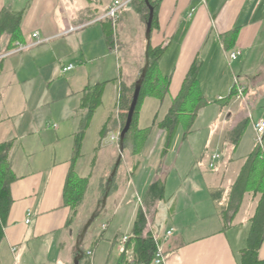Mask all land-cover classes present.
I'll return each instance as SVG.
<instances>
[{
	"label": "crops",
	"instance_id": "obj_1",
	"mask_svg": "<svg viewBox=\"0 0 264 264\" xmlns=\"http://www.w3.org/2000/svg\"><path fill=\"white\" fill-rule=\"evenodd\" d=\"M111 2L112 0H0V14L5 8L13 12H25L21 39L12 43L8 34L3 35L0 42L1 55L14 51L18 46L32 45L37 40L33 38L36 33L43 41L0 61V145L15 141L11 158L13 171L19 178L12 185L14 204L5 228V239L0 247V264H28V261H44L45 264L74 262L80 226H67L71 211L64 202V188L72 163L75 136L80 132L82 121L88 113L87 108H81L82 98L88 88L107 83L102 105L86 131L84 151L88 140H91L90 131L97 113L106 106L107 91L114 88V100L107 105L108 110L102 117L96 142L98 148L95 150L116 147L109 136L117 134L121 129L118 112L115 110L119 88L122 83L127 87L134 83L129 72L132 68L128 63H134L132 66L140 63L142 51H145V58L147 49L146 26L136 9H132L130 13L126 10L122 13L118 31L114 34L116 41L119 37L120 46L117 50L109 48L104 25L109 26L110 22L94 21L107 11ZM132 19L136 23L133 31L130 27ZM157 23L152 31L151 46L168 45L161 65L169 58L176 66L169 94L172 101L197 58L203 61L204 66L216 65L218 69V65L224 66L226 62L229 65L237 64L244 55L243 63H238L240 66L237 64V68H243L248 85L256 87L259 83H264V0H162ZM70 28L80 29L68 32ZM236 28H239L236 43L230 51H226L220 37ZM231 53H238L236 60L231 61ZM114 54L117 57L122 54V59L116 62ZM69 65H74L75 68L63 73L62 70ZM214 81L216 82L215 79ZM58 82L61 84L57 87ZM57 100L62 102L58 114L55 110ZM210 105L211 103L208 106ZM44 110L46 111L40 121ZM111 115L110 132L102 140L100 132ZM51 117L58 119L62 126L54 124ZM252 118L249 111L228 129L226 141L234 153L235 148L229 140L231 132L245 121L254 123ZM138 129L142 130L139 125ZM164 149L165 144L163 151ZM163 151L158 154L159 159L152 163L149 176L135 180L140 161L130 148V157L119 169L113 190L115 200H120L119 207L133 187L136 194L135 207L138 206L134 213L137 215L149 186L161 179L165 183L166 197L148 217L147 231L162 240L167 231L174 230L171 238L162 243L165 264H240L238 255L247 246L250 219L255 214L258 199L247 195L232 226L225 229L209 190L220 187L228 190L247 157L225 160L224 152L221 151L219 166L222 167L225 163L227 167L216 176L205 171V188L191 185L183 179L184 176H180L178 181H172L173 186L179 184V190L173 192L170 190L169 173L178 162L176 159L165 170ZM112 153L114 156L118 154ZM112 153L110 152L109 168L116 160ZM213 153L219 152L215 150L208 154V167ZM99 158L95 154L91 165L96 159L97 167ZM237 161L242 164L231 179L230 167ZM134 167H137L135 173ZM76 172L78 174V170ZM84 173L86 175L78 174L79 177L87 178L88 173ZM94 175L93 168L88 175L91 176L90 183L95 180ZM102 179L101 174L97 182L98 189ZM159 217L164 219V225L157 223ZM28 219L30 223L27 224ZM96 240L91 245L85 244V250H92ZM98 245L94 248L93 264L98 255ZM14 247L17 249L15 253ZM119 253L120 257L121 244ZM128 257H132V252L128 253ZM260 257L264 259V244Z\"/></svg>",
	"mask_w": 264,
	"mask_h": 264
},
{
	"label": "trees",
	"instance_id": "obj_2",
	"mask_svg": "<svg viewBox=\"0 0 264 264\" xmlns=\"http://www.w3.org/2000/svg\"><path fill=\"white\" fill-rule=\"evenodd\" d=\"M137 1L139 0H134L131 5L135 4ZM140 1L143 2L145 10L148 12V14L143 16L144 19L142 17L143 23L146 26L150 11L146 1ZM161 2L162 0H149L150 5L155 10L153 30L158 24V9ZM138 13L141 15L142 11L138 10ZM24 14L25 12H13L7 8L1 12L0 42L2 36L5 34H8L11 37L12 43L19 42L22 35L21 25L24 19ZM108 25L109 26H107V24L104 25V33L109 48L114 50V31L111 24ZM238 35L239 28H236L227 34L221 35L220 39L224 48H226V51H230V48L235 45ZM167 49L168 45H160L157 47L150 46L149 48V71L142 86L140 99L134 114L131 130L126 135L124 143V148L130 145L133 155H138L140 152L141 141L145 139L144 137H140L143 135L146 136V134L149 133V129H138L140 111L145 99L156 98L161 103H163L170 94L172 76L164 75L161 71V60L163 59ZM203 66L204 63L200 58H197L193 62L185 76L178 95L172 101V104L164 120L159 124V128L167 132V140L163 155H166V152L171 147L177 131L183 121H186L184 125L185 134H191L194 132L193 127L200 112L209 105V102L205 98L200 88V73L203 69ZM142 71L143 69H141V74ZM139 78H137L130 87L125 86L123 83L120 85L117 101L115 104V110L118 112V118L120 119L121 123V131L125 127L133 100L135 85ZM106 86L107 83H102L94 87H90L85 91V94L82 98L81 108H87L88 113L82 121L80 132L75 136L72 163L64 188V202L71 211L67 226L73 225L74 221L78 217L79 208L83 205L86 193L89 189L91 176L87 178H80L76 172V164L82 156V145L86 131L90 127L96 111L102 105V97L104 95ZM236 94L237 90L234 86L229 97L227 98V103L234 99ZM112 115L105 122L100 132V137L102 140L106 138L110 132L109 127L112 123ZM247 123H249V121L241 123L234 131L231 132L229 136V140L231 144H233L235 151L240 145V141L247 127ZM14 145L15 141L13 140L0 145V247L5 239V228L8 223L12 206L14 204L12 185L19 179L15 175L12 166L13 163L11 154ZM121 165L122 162L120 166ZM95 166L96 159H94L92 164L93 168H95ZM120 166L118 167L117 172ZM218 167L219 165L217 168ZM114 168L115 164L112 167L111 174ZM208 169L212 170L209 167ZM136 170L137 167H134L133 173H135ZM133 173L131 174L133 175ZM116 176L110 183V192L108 194V198L114 190ZM107 183L108 179L106 180V184L104 186L102 183L100 186L101 198L98 208L95 211V213H98V217L103 210L102 201L107 192ZM165 192V183L161 179L156 180L149 186L142 204L137 212L131 234L125 235L128 236L129 239L125 244V252L121 254L118 264H155L157 254L160 245L163 243V240L156 239L152 233L147 231L148 217L157 210L158 203L165 199ZM209 192L210 197L215 204L216 211L224 223L225 229H229L232 226V222L241 209L244 199L247 195L250 194L254 199H258L255 214L250 219L251 228L247 240V246L245 249L239 252L238 258L240 264H264V259L260 257V250L264 244V151L260 148V146H256L255 150L245 159L236 177V180L228 190L220 187L211 188ZM106 228L107 227H105L104 230ZM82 231L83 229L79 234H81ZM123 237L124 236L116 239L115 243L121 244ZM99 242L100 239L96 240L93 244L92 250L86 251L83 241L81 249L84 253V258L81 260L80 264L94 263V258L92 262L88 256V252H92L94 256V248L99 244ZM127 252H132L131 258L128 257ZM77 256L78 252L76 250L74 253V259Z\"/></svg>",
	"mask_w": 264,
	"mask_h": 264
},
{
	"label": "rangeland",
	"instance_id": "obj_3",
	"mask_svg": "<svg viewBox=\"0 0 264 264\" xmlns=\"http://www.w3.org/2000/svg\"><path fill=\"white\" fill-rule=\"evenodd\" d=\"M132 9L142 11V14L139 15L141 19L143 16L148 14L147 10H145L143 2L140 0L137 1L135 4L130 5L126 9V12L130 13ZM133 14L135 13L133 12ZM130 27L132 31L136 29V23L135 21H133V19ZM117 40V42L114 41L115 49L116 46L117 49L118 46H120L119 37ZM144 52L145 51L143 50L141 60L139 61L140 63H136L135 66H132L134 65V63L132 64V62L128 63L129 66H131L132 68H130L131 70H129V72H131V77H133L131 81H135L137 78H139V76H141V69H143L146 64ZM114 58L117 62L118 60L122 59V54H120V56L118 57L114 54ZM130 58L132 59V57ZM243 58L244 55L240 57L238 63H243ZM168 59L169 58H166L165 61L162 63L161 71L163 74L170 75L173 77L176 71L175 62H170L171 60ZM237 64L229 65L226 62L224 66L221 64L218 65V69L216 65L208 64L202 69L200 74V88L202 90V93L208 99L209 103H211V105L207 106L200 112L193 127L196 132L186 135L184 131V125L186 121H183L174 138L173 145L169 150L171 152L167 151L165 157L163 158V161H165V164L163 165L165 170H167L166 168L168 164H172L176 161V159V162H178L173 168H168L171 170L169 173L171 176V191L175 192L179 190V184H175L173 186V183L178 181L180 176H184L183 179L187 180V183L191 185L201 186L205 188V171L210 172L208 174L212 176H216L221 173L224 167L226 166L225 163H223V165L221 164L222 167L219 166L215 170L208 169V154L212 151L217 150L219 153H221V151L224 152L225 160H229L231 158L244 159L255 150L257 143L255 141L256 135L254 130V124L261 120L264 121V83H259L256 87L251 84L249 86L247 82L248 80L244 77L245 74L243 73V68L238 69ZM238 66L240 65L238 64ZM262 66L264 67V64ZM116 69V76H118V65ZM259 73L257 74L259 75ZM257 74L256 77H258ZM259 78H261V75L259 76ZM214 79L216 80V82L214 81ZM236 80H238L240 84L246 86L248 90H246V92L244 93L243 99L234 98L229 103H227V98L229 97ZM60 84L61 83L58 82L57 87ZM111 89L107 91L105 97L106 106L97 113V116L95 118L94 126L90 131L91 136H89L91 140H88L86 148L84 149V151L82 150L81 152V155L84 156H81L78 160L79 163L76 164V171L78 170V174L80 176L86 175V173L84 172H87L89 175L90 172L93 171V167L91 165L93 157L95 156V154H98L100 157V161L97 167L94 168L96 175L95 180H92L89 184V189L86 193L84 203L79 208L78 217L73 223L75 226L76 224L77 226H80V231L85 227V225L95 214V211L98 208L99 201L101 198V189H98L97 182L99 181L101 174L103 175V179L101 181L103 186L106 184V180L109 179V177L111 176V170L114 165L111 168H109L108 166L110 162V152L118 153L116 156H114L112 153L113 158L116 157L114 164H116V162L118 161L120 154L118 146L107 147L104 149H99L98 151L95 150L98 148V143L96 142L99 128L101 127V121L103 120L102 117L105 115V111L108 110L107 105L110 104L112 100H114L115 91L114 88L112 91ZM171 103L172 97L170 95L166 98L163 103H161L156 98H147L143 110L141 108V115L139 117L138 125L139 128L142 130L149 129V135L146 134V136L143 135L142 137H140H144L145 139L141 141L140 152L137 157L140 161V167L137 175L134 177L135 180H141L144 177L149 176L148 171L150 170V167H152V163H154L155 160L159 159V157H157L159 153L162 154L164 144H166L167 140V132L165 130L160 129L159 124L164 120L171 106ZM61 107L62 102L60 100H57V105L55 109L56 112ZM45 111L46 110L41 112L40 121H42ZM249 111L253 117L252 121H254V123L250 121L249 123H247V127L240 141V146L238 150L234 153L232 148H230L229 142L226 141V135L228 134L227 131L236 120L243 118V116ZM32 116L35 117V115ZM51 120H53L54 124L59 125V127L62 126L61 122L58 119L51 117ZM130 148V145H128L124 149L122 165L120 166V168H122L124 162L129 159ZM179 157L180 160L178 161ZM241 164L242 162L237 161L235 165L230 167L229 177L231 179L235 177L241 167ZM130 190L131 191L129 192L128 197L126 198L124 203L120 205V207V200L118 199L116 201L115 192H112L107 200L105 208L102 210V213L99 217L95 219V221L92 223V225L87 231L84 246L85 244L91 245L92 241H94L95 239H100L97 248L98 255L95 257V264L119 263L120 244L115 243V241L119 237L121 238L122 236L131 234L136 217V213H134V210L137 211L138 209V206L135 207L136 194L134 192V188L132 187ZM157 223L164 225V219L162 217H159ZM104 227L107 228L104 230ZM43 262L37 263L35 261H28V264H45V262Z\"/></svg>",
	"mask_w": 264,
	"mask_h": 264
},
{
	"label": "built area",
	"instance_id": "obj_4",
	"mask_svg": "<svg viewBox=\"0 0 264 264\" xmlns=\"http://www.w3.org/2000/svg\"><path fill=\"white\" fill-rule=\"evenodd\" d=\"M133 1L134 0H112V2L110 4L109 8L107 9V11L102 16H100L98 19H96L94 21V23L110 22V24H111V26L113 28L114 34L116 35V33L118 31V27H119L120 21H121L122 13L127 9V7L129 5H131V3ZM78 29H80V28H70L68 30V32H74V31H76ZM33 38L37 39L35 43H33L32 45H28L26 47L18 46L17 49H15L14 51L5 53L3 55H0V61L2 59H4V58L8 57V56H11L13 54L22 52V51H24L27 48H30V47H33V46H36V45H39V44L43 43V41L39 38V34L38 33L34 34ZM114 41H116L115 38H114ZM116 50H117V46H116ZM237 57H238V53H231L229 55V58L231 59V61L236 60ZM74 68H75L74 65H69L66 68H64L62 71H63V73H67V72L72 71ZM234 86L236 87V90H237V94H236L235 98L236 99H243V96H244V93L247 90V87L242 85V84H240V82L238 80L235 81V85ZM254 126H255L254 130H255V133H256L255 141L257 143V146H260V148L263 150L264 121L261 120L259 122H256L254 124ZM120 133H121V129H119V132L117 134H111L109 136V140L111 142L115 143L118 147H119V141H120ZM221 159H222V155L220 153H213L212 156H211L209 168L212 169V170L217 168V166L219 165V162L221 161ZM26 223L27 224L30 223V219H28L26 221ZM173 232H174L173 229H170L169 231H167L165 233V235L163 236V239H162L163 242H166L169 238H171V236L173 235ZM155 238L159 239V237H155ZM128 239H129L128 236H124L123 239H122V242H121V252L122 253L125 252V244L127 243ZM16 251H17V249L14 247L13 248V252L15 253ZM128 253L129 252H127V254ZM88 256L91 259V261L93 262V258H94L93 253L92 252H88ZM155 264H165V258H164V254H163V250H162V244L160 245V248H159V251H158V254H157V258L155 260Z\"/></svg>",
	"mask_w": 264,
	"mask_h": 264
},
{
	"label": "water",
	"instance_id": "obj_5",
	"mask_svg": "<svg viewBox=\"0 0 264 264\" xmlns=\"http://www.w3.org/2000/svg\"><path fill=\"white\" fill-rule=\"evenodd\" d=\"M146 4L149 8V19L146 25V40H147V49H146V64L145 67L143 68L142 74L139 78V80L137 81L136 85H135V91H134V95H133V100H132V104L128 113V117H127V121L125 124L124 129L121 131L120 133V141H119V158L118 161L115 164V168L111 174V176L108 179V183H107V192L106 195L102 201V209L105 208L106 203H107V199H108V194L110 192V183L112 182L113 178L116 176L117 173V169L120 166L121 162H122V158H123V153H124V143H125V138L126 135L130 132L131 127H132V123H133V119H134V114L135 111L137 109L138 103H139V99H140V94H141V90H142V86L144 84V81L146 79L147 73L149 71V66H150V62H149V48L151 46V35H152V31H153V22H154V17H155V10L154 8L150 5L149 0H145ZM98 217V213H95L91 219L88 221V223L85 225V227L83 228L82 233L80 234V236L78 237L77 240V245H76V250L78 252V256L74 259V264H80L81 260L84 258V253L81 249V245L86 237L87 231L90 228V226L92 225V223L95 221V219Z\"/></svg>",
	"mask_w": 264,
	"mask_h": 264
}]
</instances>
